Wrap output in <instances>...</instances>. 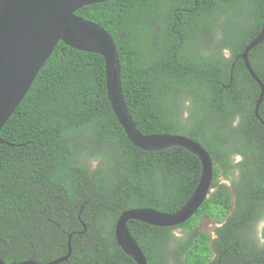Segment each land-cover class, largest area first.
Masks as SVG:
<instances>
[{"label": "trees", "instance_id": "1", "mask_svg": "<svg viewBox=\"0 0 264 264\" xmlns=\"http://www.w3.org/2000/svg\"><path fill=\"white\" fill-rule=\"evenodd\" d=\"M76 13L114 38L138 128L188 135L214 161L215 189L186 222L128 223L148 264H264V100L258 119L261 87L239 58L262 28L264 0H109ZM249 61L264 84V41ZM0 135L7 262L63 256L73 233L59 264H136L115 237L121 213L175 212L201 175L184 147L133 144L111 107L104 57L63 41ZM203 215L218 223L213 238L198 228Z\"/></svg>", "mask_w": 264, "mask_h": 264}, {"label": "water", "instance_id": "2", "mask_svg": "<svg viewBox=\"0 0 264 264\" xmlns=\"http://www.w3.org/2000/svg\"><path fill=\"white\" fill-rule=\"evenodd\" d=\"M105 1L109 0H0V133L60 41L75 49L101 54L105 60L110 104L130 141L146 150L181 146L194 153L201 162L199 182L180 209L169 213L152 207L130 208L117 219L115 237L118 245L136 264H148L128 223L140 220L166 227L186 222L214 191L212 181L215 165L208 149L188 135L145 134L138 128L125 100L122 65L114 38L100 24L76 13L83 6ZM263 41L264 21L260 32L239 55L261 87L255 107L258 119H261L259 107L264 100V84L251 66L249 53ZM0 143H6L1 135ZM82 223L86 229V223L83 220ZM72 237L73 233L69 235L67 254L45 263L34 258L7 262L0 257V264H59L68 260L72 253Z\"/></svg>", "mask_w": 264, "mask_h": 264}, {"label": "rangeland", "instance_id": "3", "mask_svg": "<svg viewBox=\"0 0 264 264\" xmlns=\"http://www.w3.org/2000/svg\"><path fill=\"white\" fill-rule=\"evenodd\" d=\"M221 181L229 184L228 180H226V179L221 178ZM217 224L218 223L216 221H214V219H211L210 217L203 215V217L201 218L200 223L198 225V228L200 230H207L210 233L211 237L213 238L214 237V230H215V227ZM179 233L181 234L182 232L179 231Z\"/></svg>", "mask_w": 264, "mask_h": 264}, {"label": "clouds", "instance_id": "4", "mask_svg": "<svg viewBox=\"0 0 264 264\" xmlns=\"http://www.w3.org/2000/svg\"><path fill=\"white\" fill-rule=\"evenodd\" d=\"M179 232V231H178Z\"/></svg>", "mask_w": 264, "mask_h": 264}, {"label": "flooded vegetation", "instance_id": "5", "mask_svg": "<svg viewBox=\"0 0 264 264\" xmlns=\"http://www.w3.org/2000/svg\"><path fill=\"white\" fill-rule=\"evenodd\" d=\"M180 231V230H179Z\"/></svg>", "mask_w": 264, "mask_h": 264}]
</instances>
